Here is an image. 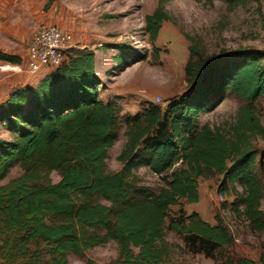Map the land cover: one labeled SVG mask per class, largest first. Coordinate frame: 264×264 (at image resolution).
<instances>
[{
    "label": "trees",
    "instance_id": "1",
    "mask_svg": "<svg viewBox=\"0 0 264 264\" xmlns=\"http://www.w3.org/2000/svg\"><path fill=\"white\" fill-rule=\"evenodd\" d=\"M163 1L143 19L150 45L167 21ZM218 1L233 7L264 0ZM183 38L185 90L164 109L147 102L134 115L120 116L115 99L98 98L94 55L87 49H65L61 64L34 87L8 93L0 103V125L12 135L0 140V264H67L69 255L109 242L117 246V264H169L166 233L177 236L188 253L215 260L231 243L227 230L216 216L211 225L183 206L198 202L199 179L215 175L221 176L217 191L233 193L229 211L241 215L251 233H264L259 169L247 147L249 138L264 137L250 111L264 96V53L200 58L192 39ZM115 48L117 68L145 60L144 54ZM0 62L19 65L20 59L0 51ZM227 93L245 103L229 138L197 123ZM119 121L124 142L115 160L122 168L107 172L104 155L118 138ZM14 166L20 173L1 184ZM139 168L158 178L156 191L130 178ZM224 263L264 264V246L255 261L227 255Z\"/></svg>",
    "mask_w": 264,
    "mask_h": 264
},
{
    "label": "rangeland",
    "instance_id": "2",
    "mask_svg": "<svg viewBox=\"0 0 264 264\" xmlns=\"http://www.w3.org/2000/svg\"><path fill=\"white\" fill-rule=\"evenodd\" d=\"M0 51L4 54L23 55L32 33L41 24L54 25L53 18L64 12L59 27L73 35L70 49H91L96 56L94 71L100 74L97 95L103 101L115 99L119 115H134L145 103H152L164 109L167 100L178 97L185 90L183 66L187 57L188 42L183 35L192 39L200 58L220 52L241 50L264 53V1L227 6L213 0L210 4L192 0H164L163 11L167 21L160 23L152 45L144 31L143 19L152 14L157 0H0ZM57 26V25H56ZM58 27V26H57ZM126 51L144 54L145 60L126 68H117L120 53L115 46ZM83 46V48H81ZM157 49L154 55L151 47ZM47 72V71H42ZM30 77L22 71V62L12 65L0 62V103L12 89L34 87L44 76L42 73ZM96 74V73H95ZM97 76V75H96ZM245 103L227 93L211 110L197 116L198 125L206 124L219 130L229 138L236 125L239 111ZM264 129V96L258 98L250 108ZM122 122V121H121ZM119 121L118 138L104 155L107 172L119 171L122 167L115 158L124 142V127ZM11 133L0 125V140L9 141ZM247 147L255 152L262 185L260 209L264 211V137L249 138ZM20 173L14 166L1 184ZM51 182L58 175L51 172ZM139 187L156 191L160 187L157 177L147 169L133 172ZM221 176L197 181L198 202L185 205L184 210L196 211L201 218L207 217L214 224L213 217L222 223L231 237L228 248L220 252L215 260L201 254H190L182 241L171 233L165 240L170 244L169 264H225L227 255L255 261L264 246V233L254 234L247 228L241 215L232 214L228 206L233 200L230 195L217 191ZM236 192H240L238 187ZM183 203V202H182ZM171 208L170 213L176 211ZM117 246L109 242L93 248L79 256L69 255L67 264H117Z\"/></svg>",
    "mask_w": 264,
    "mask_h": 264
},
{
    "label": "built area",
    "instance_id": "3",
    "mask_svg": "<svg viewBox=\"0 0 264 264\" xmlns=\"http://www.w3.org/2000/svg\"><path fill=\"white\" fill-rule=\"evenodd\" d=\"M72 42L71 32L56 25L41 24L32 33L26 46L22 71L33 77L57 67L64 60L62 52L70 48Z\"/></svg>",
    "mask_w": 264,
    "mask_h": 264
},
{
    "label": "crops",
    "instance_id": "4",
    "mask_svg": "<svg viewBox=\"0 0 264 264\" xmlns=\"http://www.w3.org/2000/svg\"><path fill=\"white\" fill-rule=\"evenodd\" d=\"M58 1V0H57ZM91 2H93V1H95V2H98V0H90ZM1 3V2H0ZM65 12V11H64ZM64 12H61L60 13V15H57L56 17H54L53 18V20L54 21H52L51 20V22H53V23H55L54 25H57L58 27H59V25L58 24H60L61 22H60V19L61 18H59V17H61L62 15H64ZM64 16H66V15H64ZM1 24V23H0ZM2 25V24H1ZM60 28H61V26H60ZM62 29V28H61ZM81 48H83V46L81 47ZM88 50H91V49H89L88 48ZM92 52L94 53V51L92 50ZM10 55V54H9ZM94 55V69H95V67H96V56H95V54H93ZM16 56V55H15ZM19 57V59H20V63L22 62V64H23V62H24V58H25V53H24V56L23 55H20V56H18ZM4 63V62H3ZM95 73H96V75H97V77L101 80V77H100V74H98L96 71H95ZM6 99V97L4 98V100ZM3 100V101H4ZM102 100V99H101ZM109 100V99H108ZM108 100H105V101H103V102H106V101H108ZM111 100V99H110ZM190 212H196V211H192V210H190L189 211V213ZM201 219L204 221V222H206V223H208V224H210L209 223V220L207 219V217H201Z\"/></svg>",
    "mask_w": 264,
    "mask_h": 264
}]
</instances>
